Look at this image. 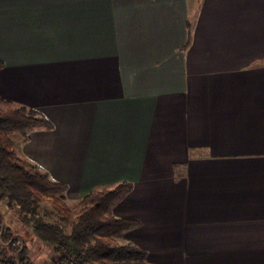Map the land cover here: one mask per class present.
I'll list each match as a JSON object with an SVG mask.
<instances>
[{
	"label": "crops",
	"instance_id": "0c3cea01",
	"mask_svg": "<svg viewBox=\"0 0 264 264\" xmlns=\"http://www.w3.org/2000/svg\"><path fill=\"white\" fill-rule=\"evenodd\" d=\"M0 60L55 126L22 156L71 198L130 184L148 264H264V0H0Z\"/></svg>",
	"mask_w": 264,
	"mask_h": 264
},
{
	"label": "trees",
	"instance_id": "16d2710c",
	"mask_svg": "<svg viewBox=\"0 0 264 264\" xmlns=\"http://www.w3.org/2000/svg\"><path fill=\"white\" fill-rule=\"evenodd\" d=\"M54 127L40 110L0 97V264H34L21 227L52 249L49 264H148L147 252L125 238L140 222L113 214L130 184L71 198L66 184L19 154L16 136L27 141ZM4 202L10 209L3 210ZM13 208L21 227L9 224Z\"/></svg>",
	"mask_w": 264,
	"mask_h": 264
},
{
	"label": "rangeland",
	"instance_id": "374dc122",
	"mask_svg": "<svg viewBox=\"0 0 264 264\" xmlns=\"http://www.w3.org/2000/svg\"><path fill=\"white\" fill-rule=\"evenodd\" d=\"M15 141L17 144H20L17 146V148L19 154L22 155V137L16 136ZM74 205L75 203L72 202V206ZM2 208L3 210H7L9 208L7 202L3 203ZM17 215L18 212L16 208H13V210L11 209V213L7 214L9 224L11 222V225L15 228L16 226L21 227V223L19 219H17ZM28 230L29 228L21 227L19 232L25 237L26 243L31 249V257L34 261V264H49L54 259L52 249L47 244L39 241L36 237H33L31 234H29Z\"/></svg>",
	"mask_w": 264,
	"mask_h": 264
}]
</instances>
